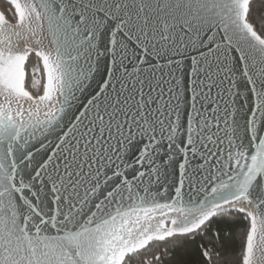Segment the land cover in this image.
<instances>
[{"label": "snow or ice", "instance_id": "obj_1", "mask_svg": "<svg viewBox=\"0 0 264 264\" xmlns=\"http://www.w3.org/2000/svg\"><path fill=\"white\" fill-rule=\"evenodd\" d=\"M6 3L0 264H264V0Z\"/></svg>", "mask_w": 264, "mask_h": 264}, {"label": "trees", "instance_id": "obj_2", "mask_svg": "<svg viewBox=\"0 0 264 264\" xmlns=\"http://www.w3.org/2000/svg\"><path fill=\"white\" fill-rule=\"evenodd\" d=\"M1 2L8 7L6 1L1 0ZM242 225L237 222L234 224L229 225H220L224 231L221 233L220 243L223 246V252L225 255L234 254L238 250V240L237 234ZM213 227L215 228V222ZM211 235V233H209ZM203 238L197 237L195 241L192 240H185L183 241L182 245L176 248L173 251V260L172 261H165V264H175V261L180 259L181 257L188 255L192 258L198 256V248L197 245L201 242ZM155 250V249H153Z\"/></svg>", "mask_w": 264, "mask_h": 264}, {"label": "flooded vegetation", "instance_id": "obj_3", "mask_svg": "<svg viewBox=\"0 0 264 264\" xmlns=\"http://www.w3.org/2000/svg\"><path fill=\"white\" fill-rule=\"evenodd\" d=\"M5 8H7V6H5V5L1 2V0H0V10H3V9H5Z\"/></svg>", "mask_w": 264, "mask_h": 264}, {"label": "water", "instance_id": "obj_4", "mask_svg": "<svg viewBox=\"0 0 264 264\" xmlns=\"http://www.w3.org/2000/svg\"><path fill=\"white\" fill-rule=\"evenodd\" d=\"M4 1H6V0H4Z\"/></svg>", "mask_w": 264, "mask_h": 264}]
</instances>
